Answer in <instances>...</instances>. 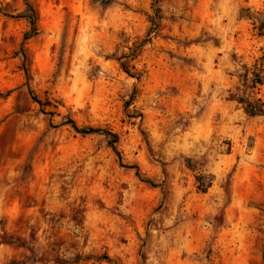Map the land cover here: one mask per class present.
<instances>
[{"label":"rangeland","instance_id":"rangeland-1","mask_svg":"<svg viewBox=\"0 0 264 264\" xmlns=\"http://www.w3.org/2000/svg\"><path fill=\"white\" fill-rule=\"evenodd\" d=\"M196 2L0 0V264H264V0L190 132Z\"/></svg>","mask_w":264,"mask_h":264},{"label":"crops","instance_id":"crops-1","mask_svg":"<svg viewBox=\"0 0 264 264\" xmlns=\"http://www.w3.org/2000/svg\"><path fill=\"white\" fill-rule=\"evenodd\" d=\"M246 6V0H197L193 5V13L185 16L180 23L189 27L183 29L184 34L195 37L206 35L208 38L206 42L188 48L193 52L197 64L209 67L217 60V66H221L213 72L209 70L212 75L200 74L190 77L180 92L179 112L183 121L188 120L190 132L195 129H207L219 109L227 106L220 100V95L225 92L224 84L218 81L225 63L224 51L238 49L247 43V21L240 15L242 8ZM167 24L172 30H177L179 26L176 20ZM172 30V33L168 30L165 32L173 34ZM200 107H203L200 116L192 118L191 115Z\"/></svg>","mask_w":264,"mask_h":264},{"label":"trees","instance_id":"trees-1","mask_svg":"<svg viewBox=\"0 0 264 264\" xmlns=\"http://www.w3.org/2000/svg\"><path fill=\"white\" fill-rule=\"evenodd\" d=\"M31 13L33 14V12L31 11ZM30 25L32 26V29L34 28V19H30ZM241 103H243L245 105V110L247 113H249L250 115H261L263 114L261 111H256L253 109V107L246 101L241 100ZM91 132V131H90ZM95 132V131H92Z\"/></svg>","mask_w":264,"mask_h":264}]
</instances>
